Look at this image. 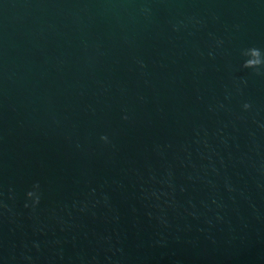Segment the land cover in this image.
Segmentation results:
<instances>
[{
  "label": "water",
  "instance_id": "95a60500",
  "mask_svg": "<svg viewBox=\"0 0 264 264\" xmlns=\"http://www.w3.org/2000/svg\"><path fill=\"white\" fill-rule=\"evenodd\" d=\"M251 48L264 0H0V264H264Z\"/></svg>",
  "mask_w": 264,
  "mask_h": 264
},
{
  "label": "clouds",
  "instance_id": "9594fccd",
  "mask_svg": "<svg viewBox=\"0 0 264 264\" xmlns=\"http://www.w3.org/2000/svg\"><path fill=\"white\" fill-rule=\"evenodd\" d=\"M247 53H254L255 56H256V58L255 59L248 58L247 57ZM243 55L247 57V59L245 60V62L243 64V68H245V69H252V70L257 71V72H259V70L261 68H264V57H262L261 52H260L259 49H256V48L248 49V50H246L243 53ZM244 107L247 110L250 107V105H247L246 104ZM101 139L107 141V137H102ZM33 195H34V193H32V192H29L28 193L29 198H32ZM35 202L36 203L39 202L38 198L36 199Z\"/></svg>",
  "mask_w": 264,
  "mask_h": 264
}]
</instances>
